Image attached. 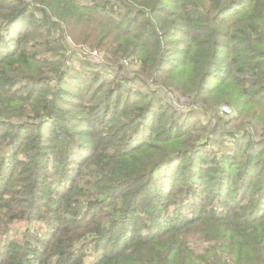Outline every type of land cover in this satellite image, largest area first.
<instances>
[{"label": "trees", "instance_id": "1", "mask_svg": "<svg viewBox=\"0 0 264 264\" xmlns=\"http://www.w3.org/2000/svg\"><path fill=\"white\" fill-rule=\"evenodd\" d=\"M0 264H264V0H0Z\"/></svg>", "mask_w": 264, "mask_h": 264}, {"label": "rangeland", "instance_id": "2", "mask_svg": "<svg viewBox=\"0 0 264 264\" xmlns=\"http://www.w3.org/2000/svg\"><path fill=\"white\" fill-rule=\"evenodd\" d=\"M30 224H33L35 229H41L42 225L38 224V223H29V222H18L14 225V234L16 235H20L21 232H23V230ZM5 241H7V239H5ZM4 241V242H5ZM3 243V242H2Z\"/></svg>", "mask_w": 264, "mask_h": 264}, {"label": "built area", "instance_id": "3", "mask_svg": "<svg viewBox=\"0 0 264 264\" xmlns=\"http://www.w3.org/2000/svg\"><path fill=\"white\" fill-rule=\"evenodd\" d=\"M91 56H92L95 60L100 61V55H99V53H98L97 51H93V52H91ZM223 110H224L225 112H227V113H230V112H231V110H230L228 107H223Z\"/></svg>", "mask_w": 264, "mask_h": 264}]
</instances>
